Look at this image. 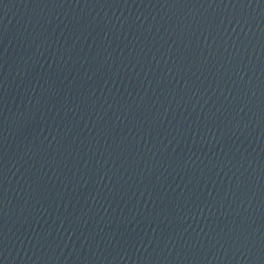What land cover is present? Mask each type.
I'll return each mask as SVG.
<instances>
[{
    "label": "water",
    "instance_id": "obj_1",
    "mask_svg": "<svg viewBox=\"0 0 264 264\" xmlns=\"http://www.w3.org/2000/svg\"><path fill=\"white\" fill-rule=\"evenodd\" d=\"M0 264H264V0H0Z\"/></svg>",
    "mask_w": 264,
    "mask_h": 264
}]
</instances>
